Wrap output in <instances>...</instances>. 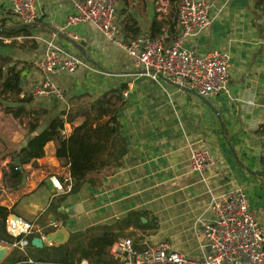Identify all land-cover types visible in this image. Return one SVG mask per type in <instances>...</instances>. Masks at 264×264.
<instances>
[{
  "label": "crops",
  "instance_id": "0c3cea01",
  "mask_svg": "<svg viewBox=\"0 0 264 264\" xmlns=\"http://www.w3.org/2000/svg\"><path fill=\"white\" fill-rule=\"evenodd\" d=\"M179 1L120 0V39L152 36L157 23L161 33L156 36L171 42L180 33ZM209 1L211 23L188 36L184 46L198 54L213 49L230 54V93L203 96L141 74L132 55L95 25L65 23L73 10L70 0H36L39 17L28 26L30 34L0 35V92L11 96L0 98V204L10 216L30 221L36 236L49 234L54 219L70 223V236L91 226L114 225L120 236L110 247L112 255L118 240L130 236L137 249L166 242L171 249L200 259L207 242L203 223L212 215L209 205L214 198L242 188L264 228V11L260 0ZM2 22L7 27L24 24L0 0ZM49 41L87 64L50 75L63 89L64 100L31 92L42 80L34 61L43 56ZM3 57L11 61L5 63ZM10 66L22 72L20 95L2 92ZM26 95L31 100L23 101ZM99 100L109 114L103 120L114 116L120 127L126 152L118 163L91 174L81 191L61 202L60 197L71 191L58 193L54 178L62 181L71 176L70 166L56 156L55 143L50 141L43 157L24 166L26 179L14 183L9 160L31 139V121L38 120L43 128L63 110L75 113L73 121L65 123L64 133L69 135L84 120L82 111ZM201 149L212 153L213 162L198 173L192 169L191 157ZM4 171L13 181L11 186L5 184ZM58 203L55 211L52 206ZM78 203H83L84 212L71 214L67 209ZM0 245L9 247L0 264H11L18 255L29 256V250L38 254L37 248L52 244L28 243L24 250L3 240Z\"/></svg>",
  "mask_w": 264,
  "mask_h": 264
},
{
  "label": "built area",
  "instance_id": "2783aa9c",
  "mask_svg": "<svg viewBox=\"0 0 264 264\" xmlns=\"http://www.w3.org/2000/svg\"><path fill=\"white\" fill-rule=\"evenodd\" d=\"M23 23L34 22L39 17L36 0H3ZM73 10L66 16L67 25L91 23L110 39L125 48L135 59L141 74L155 80H167L180 87H187L200 95L230 93V54L222 49H213L198 54L184 46L186 38L204 30L210 23L209 0H180L177 20L180 33L167 42L165 36L144 35L129 42L120 39L121 30L117 22V6L120 0H70ZM10 41L9 38H2ZM42 75L31 92L34 96L53 95L64 100V91L54 84L50 75L59 69L75 71L87 66L80 57L71 54L52 41L42 57L34 61ZM213 162L207 149L196 150L191 157L193 171L202 173ZM58 193L70 192L73 188L71 176L62 181L54 178ZM209 209L212 215L203 223L206 250L200 259H192L159 242L137 249L134 240L125 236L118 240L113 253L117 264H264V228L258 222L256 211L250 206L247 194L236 188L222 199L214 198ZM50 226L55 231L65 226L63 220L54 219ZM8 234L20 240L9 243L24 250L29 243L27 236L34 233L33 224L22 218H6ZM46 240L48 234H39ZM50 243V242H49ZM52 244V243H50ZM29 262H33L31 258ZM81 264H89L83 259Z\"/></svg>",
  "mask_w": 264,
  "mask_h": 264
},
{
  "label": "trees",
  "instance_id": "16d2710c",
  "mask_svg": "<svg viewBox=\"0 0 264 264\" xmlns=\"http://www.w3.org/2000/svg\"><path fill=\"white\" fill-rule=\"evenodd\" d=\"M258 4L264 11L263 0H260ZM21 25L22 23L19 26L7 27L6 23L2 22L0 35L14 37L30 34L29 27ZM152 29V36L161 33L157 23L152 26ZM3 60L6 63L11 61V58L3 57ZM17 68L18 66L8 68V74L2 83V92H10L13 95H20L23 92L22 72ZM26 100H31V97L26 95L23 101ZM100 103L101 100L95 102L90 109L82 111L84 120L75 125L69 135L64 133L65 123L72 122L75 113L73 115L63 110L60 115L45 121L43 128L40 127L37 119L35 122L31 121L29 123L31 139L17 151L18 163L15 161L16 157L12 158L9 176L14 180V183L19 185L23 182L24 166L43 157L46 153V145L50 141L55 143L56 156L69 164L73 182L71 192L60 197L61 202L65 201L68 195L81 191L84 183L90 180L91 174L101 172L115 161L118 163L125 154L126 147L121 140L117 119L111 116L107 120H103L104 116L109 114ZM7 174L4 171V177ZM59 204H54L55 207L52 206V209L55 208L56 211ZM9 214V209L0 204V241L12 243L20 240L21 237L15 238L7 233L6 218ZM114 227V225L104 223L73 232L67 242L37 248L38 254L29 250V256L18 255L13 258L11 264H81L83 259L88 260L89 264H116L110 247L120 235L114 232ZM52 231L53 229H50L47 233ZM36 235L33 233L27 236L30 244ZM29 258H32L33 262H29Z\"/></svg>",
  "mask_w": 264,
  "mask_h": 264
},
{
  "label": "water",
  "instance_id": "95a60500",
  "mask_svg": "<svg viewBox=\"0 0 264 264\" xmlns=\"http://www.w3.org/2000/svg\"><path fill=\"white\" fill-rule=\"evenodd\" d=\"M34 24V22L30 23H24L21 26H30ZM2 29H0L1 31ZM187 88V87H186ZM16 163H18L19 159L16 157L15 159ZM23 179H26V175H23ZM71 214H81L84 212V205L83 203H78L72 207L71 210L67 209ZM14 217H19L18 215H15ZM70 225V223H67L65 226L61 227L60 229H57L56 231H52L48 234L46 241L54 244V243H65L70 238V232L68 231L67 227ZM45 240L40 236H34L31 243L36 247H43ZM9 250V247L0 245V261L5 256L6 252Z\"/></svg>",
  "mask_w": 264,
  "mask_h": 264
},
{
  "label": "rangeland",
  "instance_id": "374dc122",
  "mask_svg": "<svg viewBox=\"0 0 264 264\" xmlns=\"http://www.w3.org/2000/svg\"><path fill=\"white\" fill-rule=\"evenodd\" d=\"M3 71H6V68H5V70H3ZM11 96L10 95H2V93L0 92V98H2L3 100H5V99H9ZM13 99H15V97H12ZM10 150V154H14L13 153V151H14V149L13 148H9ZM11 149H13V150H11ZM12 158H13V155L10 157V163H9V165H11V162H12ZM0 161H1V157H0ZM5 179V184L7 185V186H11L12 184H10V182L11 183H13V181H11V179H9V177H5L4 178Z\"/></svg>",
  "mask_w": 264,
  "mask_h": 264
}]
</instances>
